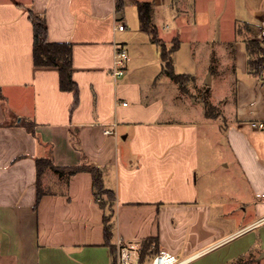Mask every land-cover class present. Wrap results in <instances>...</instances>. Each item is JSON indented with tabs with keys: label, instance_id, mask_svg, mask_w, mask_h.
<instances>
[{
	"label": "crops",
	"instance_id": "crops-1",
	"mask_svg": "<svg viewBox=\"0 0 264 264\" xmlns=\"http://www.w3.org/2000/svg\"><path fill=\"white\" fill-rule=\"evenodd\" d=\"M138 1L152 4L160 39H179L175 70L201 95L163 70ZM130 5L139 18L134 39L125 34ZM30 11L45 18L49 41L72 44L76 105L59 68L35 64ZM263 25L264 0H124L122 8L118 0H0V264H118L120 241L148 239L144 263L165 251L185 264H262L264 245L244 237L264 223V129L251 124L264 120V76L247 49ZM117 43L131 56L120 77L112 74ZM184 53L196 67L205 56L203 69L182 70ZM230 76L234 96L216 95ZM208 105L219 115L208 116ZM49 155L58 166L103 169L117 197L110 241L91 172L48 168L38 196L37 160ZM236 164L259 198L255 216L238 223L239 204L249 203L219 183Z\"/></svg>",
	"mask_w": 264,
	"mask_h": 264
},
{
	"label": "trees",
	"instance_id": "trees-1",
	"mask_svg": "<svg viewBox=\"0 0 264 264\" xmlns=\"http://www.w3.org/2000/svg\"><path fill=\"white\" fill-rule=\"evenodd\" d=\"M138 12L141 20L142 28L146 30L153 41L157 43L161 49V57L164 65L163 70L177 83L180 84L183 90H186V82L191 80V76L185 73H178L175 70L173 61V52L179 48L180 42L176 38L173 45L168 48L166 43L158 37L157 29L152 23V4L147 1H138ZM124 6V0H118V7ZM29 17L34 26V61L39 67H58L60 72V87L62 90L74 91L75 105L79 101V85L73 78V47L71 43L66 42H51L48 39V26L43 16L32 11ZM263 44V43H262ZM260 41L255 39L248 40L247 49L249 53V63L255 72H259V68H264V47ZM208 116H218L219 112L213 105L207 106ZM48 168H53L55 171L64 174H74L79 171H89L93 176V188L95 195L105 210L104 214V229L105 236L110 241L115 227V204L116 192L108 188L104 182L103 169L94 164H82L71 166H58L54 163L52 155L38 158L37 160V181H38V196L41 197L44 193L41 188L42 177ZM108 195L109 200L104 201L101 196ZM155 239L145 240L143 243V259L148 254L151 244Z\"/></svg>",
	"mask_w": 264,
	"mask_h": 264
},
{
	"label": "rangeland",
	"instance_id": "rangeland-1",
	"mask_svg": "<svg viewBox=\"0 0 264 264\" xmlns=\"http://www.w3.org/2000/svg\"><path fill=\"white\" fill-rule=\"evenodd\" d=\"M126 16H127V20H126V23L128 24V29L130 31H128V33L126 32L125 34L126 35H129V36H132V38L134 39V36H135V32L136 30L139 29V18H138V12H137V8H133L131 5L130 6H127L126 9ZM226 23H224L225 25ZM227 24H230V23H227ZM162 25V23H161ZM160 25V27H161ZM223 25V27H224ZM225 29L223 28V31H221L224 35ZM221 33V34H222ZM233 35V34H232ZM232 35L230 34L229 37H226L225 40H233V37ZM224 39V38H223ZM251 40V39H249ZM255 40L257 41H260V38H258V36L255 38ZM165 42V41H164ZM261 44L263 43L262 41H260ZM166 43V42H165ZM167 47L170 48L172 45L168 46V44L166 43ZM262 46L264 47V43L262 44ZM221 56V59L223 61H226V62H231L232 61V55L231 54H223V55H220ZM181 59L183 60L182 62L184 63L182 66H185L182 68V70L184 68H187V70H190L191 72H197L198 69H203L204 67V62L206 61L205 60V56L203 58V60H200V62L197 64L198 67H196V64L195 62L191 59L190 55H188L187 53L185 54H181ZM263 67L262 68H259V72L262 73L263 71ZM199 72V71H198ZM227 79V82L226 83H216L217 85L214 86V93L216 95H228V96H231L235 94V86L236 85V82H234V85H233V82L232 81V77H226ZM190 80L186 82V91H189V92H192V93H197L198 95H201L202 94V91L201 90H196L195 87H192L190 85ZM216 109L217 111H220V109L216 106ZM224 170L225 168L224 167H220V171L221 173L223 172L224 173ZM233 175L234 176H231V173L229 175V178L226 176H223L224 174H221L220 175V189H226V187L224 186H228V190H230V192H234L235 194L237 195H242V202H247L249 204H239L238 208H237V211L235 213V217L233 216V218L231 219L233 222H236L238 223V221H241L242 220V217H244V215L246 214H251L252 218L253 216H255V206H256V202L259 200L258 197H255L254 195V190L251 189V187L248 185V183L241 178L242 175V172L239 168V166L236 164V166L234 167L233 171ZM223 179H225V181H223ZM225 183V184H224ZM261 184L263 187H264V178H262V181ZM102 199L104 201H108L109 200V197L108 195L104 194L103 196H101ZM240 201V199L236 198V201ZM219 223H231L232 221L231 220H226V218H223L222 215H218V217L215 218ZM244 239H250V241H253V243H255L256 246H262L264 245V223L262 225H260L259 228H257L256 230H254L253 232H251L250 234H248L247 236L244 237ZM217 253V252H215ZM212 254V255H215ZM152 256V255H151ZM181 257H178V259H180ZM218 259L219 257H204L202 259H200L198 262H196L195 264H205V262L207 261H212V259ZM144 261V259H143ZM149 262H146L144 264H148ZM208 263V262H207ZM262 264H264V259L262 261Z\"/></svg>",
	"mask_w": 264,
	"mask_h": 264
},
{
	"label": "built area",
	"instance_id": "built-area-1",
	"mask_svg": "<svg viewBox=\"0 0 264 264\" xmlns=\"http://www.w3.org/2000/svg\"><path fill=\"white\" fill-rule=\"evenodd\" d=\"M125 28V23H119V30H124ZM257 36L260 38V41L264 43V25L259 28ZM130 60L131 56L127 48L123 44L117 43L114 52L112 74L115 77L124 75L128 69ZM262 74L264 76V69ZM124 104H126V102H124ZM251 124L253 127L264 129V120H253L251 121ZM105 132L111 133L112 130L107 129ZM147 262H149L148 264H185L186 259L179 260L172 253L162 251L153 254ZM118 264H144L143 244L133 241H120L118 249Z\"/></svg>",
	"mask_w": 264,
	"mask_h": 264
}]
</instances>
